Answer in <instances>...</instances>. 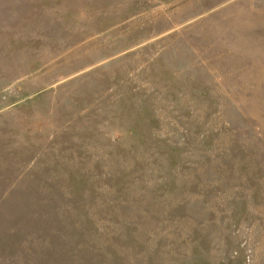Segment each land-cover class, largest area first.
<instances>
[{
  "label": "rangeland",
  "instance_id": "obj_1",
  "mask_svg": "<svg viewBox=\"0 0 264 264\" xmlns=\"http://www.w3.org/2000/svg\"><path fill=\"white\" fill-rule=\"evenodd\" d=\"M0 264H264V0H0Z\"/></svg>",
  "mask_w": 264,
  "mask_h": 264
}]
</instances>
